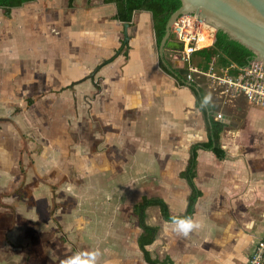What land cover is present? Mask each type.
I'll return each instance as SVG.
<instances>
[{
    "label": "crops",
    "instance_id": "crops-1",
    "mask_svg": "<svg viewBox=\"0 0 264 264\" xmlns=\"http://www.w3.org/2000/svg\"><path fill=\"white\" fill-rule=\"evenodd\" d=\"M53 7L34 20V32L0 31V46L14 36L8 49L17 56L9 62L0 54V264H150L132 207L158 196L182 214L190 189L179 173L190 146L208 140L187 83L204 88L211 116L224 124L225 156L197 151L201 195L188 222L146 209V223L158 226L146 249L166 264H246L264 235V109L225 97L204 76L192 83L183 76L182 84L166 72L147 11L133 12L125 51L114 4L75 0L68 14ZM154 174L172 178L184 194H147L142 177ZM109 185L141 192L129 218L95 215L99 200L90 199ZM181 225L184 242L166 230ZM115 240H126L124 247L110 248Z\"/></svg>",
    "mask_w": 264,
    "mask_h": 264
},
{
    "label": "trees",
    "instance_id": "trees-1",
    "mask_svg": "<svg viewBox=\"0 0 264 264\" xmlns=\"http://www.w3.org/2000/svg\"><path fill=\"white\" fill-rule=\"evenodd\" d=\"M36 0H0V8L6 14L14 8H20L26 3ZM68 6H72L75 0H67ZM104 3H112L115 5L116 14L114 19L123 23H131L134 11H147L151 15V24L158 46L165 32V24L170 15L180 6V0H102ZM172 40V37L170 38ZM124 42V46H126ZM193 63L199 68L205 70L210 63L218 69H224L232 64L243 66L252 59V53L240 43L229 40L227 35L222 31H217L216 40L213 45L197 50L192 55ZM104 61L102 64L108 62ZM172 65V64H171ZM163 69L171 73L164 65ZM182 84L185 82L183 77H178ZM191 90L196 97V106L202 112L208 131V140L205 142H197L190 146L189 158L184 170L179 173V177L183 178L190 189L187 206L182 214H171L167 203L158 196L146 197L143 196L138 202L134 203L132 210L137 216L138 224L142 229L137 242L141 249L144 259L150 264H166L167 261H160L156 258H151L146 246L151 244L158 232V226L146 223V209L150 206L159 208L161 217L168 222H188L195 210V203L201 195V191L194 183L196 175L197 151L199 149L211 150L218 158H223L225 152L220 144V133L224 128V124L215 120L211 116V106L209 104L206 91L203 87H198L196 84H191Z\"/></svg>",
    "mask_w": 264,
    "mask_h": 264
},
{
    "label": "built area",
    "instance_id": "built-area-1",
    "mask_svg": "<svg viewBox=\"0 0 264 264\" xmlns=\"http://www.w3.org/2000/svg\"><path fill=\"white\" fill-rule=\"evenodd\" d=\"M172 40L180 44V48L171 49L176 62L183 67L189 61L187 81H194L196 76H204L210 80L215 90L225 97H241L246 103L264 109V63L251 59L247 64L230 65L218 69L212 63L203 70L192 61L195 51L213 45L216 40V29L207 24L194 13L182 14L171 25ZM170 37V38H171ZM222 115L218 114L220 118ZM246 264H264V235L260 237L250 254Z\"/></svg>",
    "mask_w": 264,
    "mask_h": 264
},
{
    "label": "rangeland",
    "instance_id": "rangeland-1",
    "mask_svg": "<svg viewBox=\"0 0 264 264\" xmlns=\"http://www.w3.org/2000/svg\"><path fill=\"white\" fill-rule=\"evenodd\" d=\"M79 3V2H77ZM50 5H53L55 11H61L64 14H68V12L70 10H72L70 8V6L67 5V1L66 0H58V1H49V0H36L33 1L31 3H26L23 6H21L18 9H14L12 11H10V13L7 15L5 14V12L3 10L0 9V31L1 30H6V29H11L12 31L16 32V33H22L24 30H27V32L31 31L34 32V23L35 21L38 23V20H43V15L46 12L45 7ZM74 12V11H73ZM56 12H54L55 14ZM32 16V19H31ZM30 18V19H29ZM26 19V20H25ZM35 20V21H34ZM133 21V19H132ZM26 26H25V24ZM33 22V23H32ZM24 24V25H22ZM133 28L132 31L129 35H132L134 33V31L136 30V20L133 21L132 24ZM39 26L37 25L38 29ZM55 33H59V31L54 30ZM54 31H52V33H54ZM12 34V33H11ZM12 36V35H11ZM15 46V40H14V36L10 37V39L8 41H6L3 45V43L0 46V54L1 55H5V57L8 58L7 61L11 62V60L13 58H17L16 55H14L13 53L11 54L9 52L8 48H11ZM127 46L124 47L125 51L127 50L126 48ZM156 53H158L156 47H155ZM124 51V53H126ZM7 53V54H6ZM165 58L170 62L174 64V61L176 62L174 55L172 53V51L170 49H167L164 53ZM191 61H193V59H191ZM174 66V65H173ZM207 86L208 85H212L211 82L207 81ZM213 86V85H212ZM248 104V103H247ZM243 111V110H242ZM239 112L237 113L240 117H243L244 112ZM7 119V118H5ZM238 119V120H239ZM143 178V182L141 183L142 187H145L144 191L147 194H152L153 192L156 191H161L163 192V194L166 196L169 195V197H174L176 198V195L178 197H180L184 191L183 186L178 185V183L175 182V180H173L172 178L166 177L164 180L161 179L160 176L158 175H147L146 177H142ZM120 184V183H119ZM175 186L173 187V189H175L174 191H168L167 190V186ZM105 190H103L102 192H100V196L96 197V195L93 196V198L91 197L90 201L93 200H99V209L97 210V212L95 213V215H99L101 217V219H105L104 217H108V216H112L114 215L116 218H129L130 217V205L131 203L134 201V199L141 194V192H128L127 190H125V188L120 187V186H104ZM113 189V191H111ZM176 191V192H175ZM86 193H84L83 195H85ZM86 197V196H85ZM183 198V197H182ZM169 200H171L170 198H168ZM174 201V200H173ZM178 201V199H177ZM97 203V201H96ZM152 220L153 221H157V219L159 220V218H156V214L155 212L152 213ZM130 221V219H129ZM131 222V221H130ZM117 227V226H116ZM166 230L169 233H172L174 235V237L177 239L179 237L182 238V242H184V238L187 237V230L186 227L181 226H170L167 227ZM167 238V235H166ZM164 238L163 241L166 239ZM126 240H115V242L112 244H110V248H114L117 250H120L121 248H123L124 244H125ZM179 243L178 240H174V245H177ZM161 250V248H156L153 249V252L151 254H158V252ZM165 252V251H164ZM167 252H169L167 250ZM166 254V253H164Z\"/></svg>",
    "mask_w": 264,
    "mask_h": 264
},
{
    "label": "water",
    "instance_id": "water-1",
    "mask_svg": "<svg viewBox=\"0 0 264 264\" xmlns=\"http://www.w3.org/2000/svg\"><path fill=\"white\" fill-rule=\"evenodd\" d=\"M194 13L216 31L225 33L229 40H234L252 53V59L264 63V0H180V6L170 15L165 32L158 44L161 63L176 77H183L189 72V61L183 67L171 66L164 56L167 49L180 48V44L171 40V25L178 16ZM124 24V42L129 40ZM189 86L190 83H187Z\"/></svg>",
    "mask_w": 264,
    "mask_h": 264
},
{
    "label": "flooded vegetation",
    "instance_id": "flooded-vegetation-1",
    "mask_svg": "<svg viewBox=\"0 0 264 264\" xmlns=\"http://www.w3.org/2000/svg\"><path fill=\"white\" fill-rule=\"evenodd\" d=\"M1 9V8H0ZM1 10H3V9H1ZM4 11V10H3ZM6 14V13H5ZM171 50V49H170Z\"/></svg>",
    "mask_w": 264,
    "mask_h": 264
}]
</instances>
